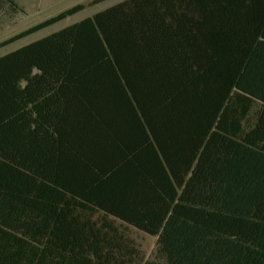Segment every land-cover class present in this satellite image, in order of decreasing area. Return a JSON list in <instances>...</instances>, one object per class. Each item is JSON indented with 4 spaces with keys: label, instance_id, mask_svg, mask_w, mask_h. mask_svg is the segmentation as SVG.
Returning <instances> with one entry per match:
<instances>
[{
    "label": "trees",
    "instance_id": "trees-1",
    "mask_svg": "<svg viewBox=\"0 0 264 264\" xmlns=\"http://www.w3.org/2000/svg\"><path fill=\"white\" fill-rule=\"evenodd\" d=\"M0 264H264V0H122L1 55Z\"/></svg>",
    "mask_w": 264,
    "mask_h": 264
},
{
    "label": "rangeland",
    "instance_id": "rangeland-1",
    "mask_svg": "<svg viewBox=\"0 0 264 264\" xmlns=\"http://www.w3.org/2000/svg\"><path fill=\"white\" fill-rule=\"evenodd\" d=\"M21 9L15 13L6 10H0V42L10 38L11 36L36 25L60 12L71 8L78 4H86L89 0H14ZM121 0H108L98 5L87 7L83 11L67 17L66 19L42 29L32 35H29L21 40H18L4 48L0 49V56L7 54L25 44L40 39L46 35L56 32L70 24H73L85 17L91 16L94 13L116 3ZM246 103L245 98L239 93H234L232 97L233 112ZM131 235L139 245L146 257L154 249V238L136 231L131 230Z\"/></svg>",
    "mask_w": 264,
    "mask_h": 264
},
{
    "label": "crops",
    "instance_id": "crops-1",
    "mask_svg": "<svg viewBox=\"0 0 264 264\" xmlns=\"http://www.w3.org/2000/svg\"><path fill=\"white\" fill-rule=\"evenodd\" d=\"M122 1V0H121ZM120 2V1H119ZM116 3H118V2H116ZM115 4V3H114ZM113 5V4H112ZM111 6V5H110ZM109 7V6H108ZM107 8V7H106ZM105 9V8H104ZM103 10V9H102ZM101 11V10H100ZM233 111V110H232ZM235 112V111H234Z\"/></svg>",
    "mask_w": 264,
    "mask_h": 264
}]
</instances>
